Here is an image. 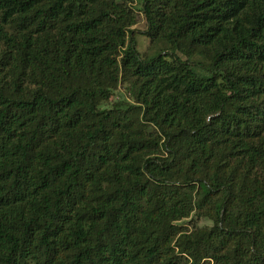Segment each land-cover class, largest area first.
<instances>
[{"label": "trees", "instance_id": "16d2710c", "mask_svg": "<svg viewBox=\"0 0 264 264\" xmlns=\"http://www.w3.org/2000/svg\"><path fill=\"white\" fill-rule=\"evenodd\" d=\"M139 3L0 0V264H264V0Z\"/></svg>", "mask_w": 264, "mask_h": 264}, {"label": "rangeland", "instance_id": "374dc122", "mask_svg": "<svg viewBox=\"0 0 264 264\" xmlns=\"http://www.w3.org/2000/svg\"><path fill=\"white\" fill-rule=\"evenodd\" d=\"M131 7L135 13V24L130 27L133 30L134 40H135V48L137 52L143 57H151L158 52H162L165 49L164 44L162 42H154L150 43L149 40L143 35L145 30V23L143 17L140 13H138V9L140 7L139 0H130ZM181 60L184 58L179 56ZM129 92L125 90L123 86H118L117 89L112 93L109 99L101 104V108L109 109L113 104L119 101H130ZM206 213V214H202ZM211 214L207 208L202 209V211H196L189 215L188 218L181 220L178 223L182 227L183 231L190 230V226L196 225L197 227H210L211 221L208 220L207 217H197L199 215L208 216Z\"/></svg>", "mask_w": 264, "mask_h": 264}]
</instances>
